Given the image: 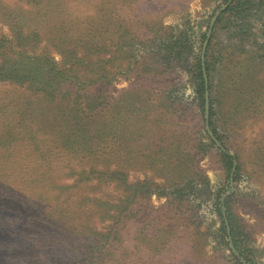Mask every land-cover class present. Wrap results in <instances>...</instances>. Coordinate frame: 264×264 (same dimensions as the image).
I'll return each instance as SVG.
<instances>
[{"label": "rangeland", "instance_id": "rangeland-1", "mask_svg": "<svg viewBox=\"0 0 264 264\" xmlns=\"http://www.w3.org/2000/svg\"><path fill=\"white\" fill-rule=\"evenodd\" d=\"M48 1L40 9L0 0V50L15 44L22 27L39 33L24 47L51 56L49 62L16 58L3 73L14 67L22 76L50 78L52 65L67 66L70 51L85 55L94 31L119 34L127 27L136 46L93 55L111 56L106 69L122 72L105 92L119 106L106 112H89L82 100L62 93L37 92L30 81L0 80V264H264V9L222 14L233 0ZM219 16L209 52L214 136L199 106L194 70L203 34ZM61 27L66 55L54 47ZM171 39L179 43L170 60L162 59ZM70 81L88 90L69 78L65 87ZM132 88L136 111L120 110L130 99L122 91ZM116 124L121 135L111 133L108 141L127 147L124 160L130 156L133 166L121 165L114 153L95 156V163L106 172L103 164L123 169L127 184H136L133 215L121 203L129 193L123 181L106 175L100 184H74L72 170L92 160L77 155L86 143L77 138L81 130L91 139ZM221 143L237 156L232 168ZM85 197L106 200L109 215L99 220L85 202L76 208ZM72 210L77 215L70 216ZM228 215L236 245L227 235ZM116 229L119 241L109 235Z\"/></svg>", "mask_w": 264, "mask_h": 264}, {"label": "trees", "instance_id": "trees-1", "mask_svg": "<svg viewBox=\"0 0 264 264\" xmlns=\"http://www.w3.org/2000/svg\"><path fill=\"white\" fill-rule=\"evenodd\" d=\"M28 5L32 6H39L40 9L42 8V5H46L48 0H23ZM50 1H48L47 5H50ZM258 6L262 7L264 9V0H233L232 4L229 5L225 10L222 12V14L225 13H239V12H249L251 11V8ZM26 12L30 10L24 9ZM24 13V12H23ZM221 20V17L219 16L216 19V22H219ZM122 32L118 34L116 29H108L104 33H100L99 31H94L92 34L89 35L87 41L85 44L87 46L85 47L86 52L85 55L82 57H79L76 55V53L70 51V60L69 63H67V66H64L62 68L57 67V65H52L49 71L50 78H47L48 76L43 75H37V76H22L19 73L14 71V67H11L13 71H8L3 73L4 66L7 64L8 66H13L14 64L12 62H15L16 58H29V57H45L46 61H50V53L48 55H37L34 53V51H30V49L24 47L25 45H33V38H39V33L36 31H33L32 33H26L23 31V28L20 27L18 31H15V44L11 43L9 46L5 47L3 50H0V80L4 81H12L16 83H27V81H30L31 84H29V87L34 88L37 90V92H43L50 96H55L57 93L68 95L72 98L73 102L83 101L85 104V108L87 111L95 113V112H103L108 111L110 107H114V109H117L116 106H119L117 103H111L109 101V96L105 94V92H108L110 90L111 86L113 85V81L117 75L121 74L122 72L111 74L109 70L106 69L104 65H108L112 63L111 56L106 55L103 57H97L93 58V55L97 51H110L114 54H119L121 51H123L125 48L130 46H136V36L131 33L130 29L127 27H122ZM128 29V30H127ZM214 27L212 30V34L209 38V42L207 44L205 54H204V65L202 62V55L201 58L198 59L197 64L195 65L194 73V81L197 85L196 93L199 99V106L202 108L203 112L206 110V99H205V93L208 91L210 93V99H209V118H208V125L211 128L212 134L216 133L215 128L211 127L212 123V117H213V101H212V95H213V83L211 80L209 81L210 74L209 71H211V63H209V52H211L212 47V40L214 37ZM65 28L61 27L55 34H56V42L58 44H55L54 47L57 49L58 45H60V54L66 55L68 54V51L66 47H63L65 45L66 37ZM33 38H32V37ZM204 40L207 39V33L203 34ZM81 42L84 41V39L80 40ZM179 43V40L171 39L167 43L164 42L163 46L164 49H162V56L161 58L170 60L171 59V53L175 51V48L177 47ZM140 44V43H137ZM111 47V48H110ZM136 48V47H135ZM103 52H100L98 54H102ZM132 67V66H131ZM203 69H205V74ZM81 76H80V75ZM205 75L207 77L208 83L206 85L205 81ZM69 78V79H75L80 84L79 86H88V90H82L80 91V88H77L76 84H74L72 81L69 82V85L65 87L66 84L63 82V79ZM82 79V80H81ZM113 79V80H112ZM75 86V89L72 87ZM65 87V88H64ZM63 91V92H62ZM124 95H128L130 99H128L126 102H124V106L120 110L125 109L127 112H134L136 111V88L127 89L122 91ZM112 98V96H111ZM116 102H120V97L116 100ZM118 115H120L118 113ZM121 116V115H120ZM122 117V116H121ZM128 119V118H127ZM83 121L82 119H80ZM84 122V121H83ZM122 123V122H119ZM118 123V124H119ZM116 124L112 127L110 131H108L107 135L104 133L98 134L97 136H93L91 139L88 136V133L86 134V129H82L81 133L77 137L80 141L86 142L85 144L79 143V148L77 146L76 152L77 155L80 157H91L92 160L89 161V164L82 166H77V169L74 168L72 170L73 173L77 175L76 180L74 182L75 186H81L83 184L96 182V184H100L103 181L104 176L110 175L115 177V180L122 183V181L125 183L126 187L129 189V193L124 197L121 201L123 203L125 210L128 209L129 213L132 215L134 214V207L136 206V184L130 185L127 184V174L123 169H114V170H108V164H103L104 167H107L105 169H99L98 163H95L97 161L95 159V156H102L105 158L106 156L111 157L110 155H120L119 163L121 165H124V163L127 162L128 166H133L130 164L131 157L126 155V158L124 160V151H129L127 147H122L120 145H112L109 143L108 138L111 133H114L117 137L121 135V132H118V129H116L119 125ZM86 125V124H85ZM117 131V132H116ZM116 132V134H115ZM125 137V135H123ZM87 140V141H85ZM77 144V143H76ZM104 144V146L102 145ZM83 146H86V148H82ZM220 148L222 149L223 157L226 159L227 163L229 164V168L233 167V164L235 161H237V156L235 154H231L229 149L225 146V144L221 143ZM117 161V160H116ZM236 170H239V166H236ZM138 189V188H137ZM88 203L92 206V213L93 215H98V219H103V216L105 214V217L109 215L110 209L107 207L108 202L104 199L98 198V197H88L84 198L79 203L75 204V207L78 208V206L81 203ZM222 205V203H220ZM131 206V208H130ZM71 215H77V212L72 210L70 213ZM104 217V218H105ZM230 216L226 217L224 219L229 221L230 231L227 234L228 237L235 239V230L234 227H232L230 222ZM119 223H122V220L119 221ZM114 233V234H113ZM113 234V239L119 241L120 240V232L119 230H113L109 233V235ZM234 241V240H233ZM101 245V243H99ZM234 245H236L234 241ZM95 246H93L94 248ZM110 248V247H109ZM33 259V258H32ZM73 262L77 263L75 260H68L67 262ZM34 260H32L33 264ZM37 264V263H35ZM58 264H67L66 262H59ZM72 264V263H71Z\"/></svg>", "mask_w": 264, "mask_h": 264}, {"label": "water", "instance_id": "water-1", "mask_svg": "<svg viewBox=\"0 0 264 264\" xmlns=\"http://www.w3.org/2000/svg\"><path fill=\"white\" fill-rule=\"evenodd\" d=\"M230 1H232V0H230ZM227 6L228 5H226L225 7H223L222 10H224ZM219 14H220V11L217 12L216 16H218ZM215 19L216 18H214L212 20V22H211V25L209 27V32H208V35H207V39L205 40V43H204L203 48H202V62H203V65H204V54H205V50H206L207 44L209 42V38H210L211 33H212V29H213V26H214V23H215ZM203 71H204V74H205V69H203ZM205 81H206V85H207L208 80H207L206 75H205ZM205 108H206V110H205L206 128H207L208 132L210 133V128H209V125H208V118H209V95H208V91H206V107ZM212 138L215 140V142H217V140L213 136H212ZM217 144H219V143L217 142Z\"/></svg>", "mask_w": 264, "mask_h": 264}]
</instances>
